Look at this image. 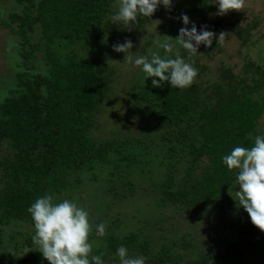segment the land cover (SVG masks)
Returning <instances> with one entry per match:
<instances>
[{
  "label": "trees",
  "instance_id": "16d2710c",
  "mask_svg": "<svg viewBox=\"0 0 264 264\" xmlns=\"http://www.w3.org/2000/svg\"><path fill=\"white\" fill-rule=\"evenodd\" d=\"M14 1L20 12L10 15L5 26L20 40V62L16 66L21 70L15 74L14 87L0 101V146L6 144L11 151L0 158V264H21L16 261L17 255L32 246L35 231L29 227L33 221L27 209L36 198L52 194L57 201L69 194V199L71 191L80 185L79 173L112 166L116 161L120 176L128 177L130 167L143 163L155 148L159 151L153 160L166 167L165 178L157 183L161 204L186 212L212 206L217 213H232L236 202L229 198L228 191L236 178L235 170L229 171L222 157L236 146L250 148L256 135H264V129L258 126L264 117V66L249 58L238 67L222 65L216 69L215 81L209 82L206 77L210 69L202 61L225 51L219 36L228 35L224 33L227 26L236 33L242 48L258 46L259 39L252 41L257 33L253 32L264 21L254 17L240 27L238 18L227 23L213 18L211 3H182L198 31L203 28L214 33L213 44H201L195 55L179 44L178 52L169 54L173 58L175 54L183 56L197 69L191 85L175 88L164 82L154 88L153 78L138 84L135 96L146 108V118L161 131L157 137L147 129L139 131V141L130 139L117 147L115 141L94 136L100 130L97 119L112 91L115 71L91 49L107 37L112 27L109 17L119 0ZM188 2L191 5L187 7ZM159 9L150 18L139 17L133 27L153 22ZM171 14L173 17L174 11ZM175 18L181 16L175 14ZM187 27L191 28L190 23ZM35 28L39 33L36 43L30 39ZM37 52L42 53V64L36 61ZM38 66L40 72L36 73ZM184 158L188 165L176 186L175 173ZM112 169L117 170V166ZM144 173L152 175L154 170ZM135 185H126L129 195ZM241 211L237 222L241 240L222 249L206 246L207 250L198 251L196 260L188 264H256L248 262L245 249L251 248V238L263 232L251 223L243 208ZM102 222L91 223L89 240L98 237L95 229ZM23 226L30 231H23ZM186 236H178L152 256L147 238L133 233L123 238L108 234L103 238L105 246L92 249L90 256H101L105 264H119L116 250L124 245L129 254L137 252L150 264H179L183 253L197 246L194 238L187 240ZM24 258V262L40 264L43 256L31 249Z\"/></svg>",
  "mask_w": 264,
  "mask_h": 264
},
{
  "label": "rangeland",
  "instance_id": "374dc122",
  "mask_svg": "<svg viewBox=\"0 0 264 264\" xmlns=\"http://www.w3.org/2000/svg\"><path fill=\"white\" fill-rule=\"evenodd\" d=\"M185 1L172 0L171 5L168 7L161 5L157 18L138 29H135L132 24L127 28L119 24H112L107 37L102 41L96 42L97 48L91 49L92 53H95V57H104L107 67L115 71L112 91L103 101V110L97 119L100 130H97L94 136L98 137L99 140L108 138L111 141H115L118 147L130 139L139 141V131L147 129L155 134L156 137L160 133L161 127L152 122V119V121H149L146 118V108L142 106L140 100L135 96L138 92V84L145 83L151 77L148 78L145 73L131 63H124L125 54L114 51L113 45L123 43L125 40H131L133 44L131 51L133 53L138 52L150 57L153 52H157L163 58H167L169 54L165 53L159 47V44L168 42L173 45L175 53L178 52V47L180 46L175 38L178 37L180 28L182 26L185 27V25L181 19L177 20L175 18V14L180 18V16L182 17L189 11L188 8L183 9L182 7V3L184 4ZM200 1L211 3L210 5L214 6L211 16L223 19V23L235 21L238 18L239 26L244 27L246 22L252 21L254 17H258L261 22L264 21V0H245V6L241 10L235 11L233 17H228L226 14H218L217 0H212L211 2ZM190 5L188 2L187 7ZM172 11H174L173 17ZM19 12L20 6L14 0H0V101L8 95V90L14 87L15 74L18 70H21L19 66L18 68L16 66L20 62L17 54L20 40L15 35H12L5 26L9 22V16ZM233 13L234 11L228 12V14L232 15ZM192 24L194 22L190 20V25L192 26ZM173 25H175L177 30L174 31ZM255 32H257L256 38H252V41L256 42V39H259L258 46L244 49L240 41L237 40L236 33L233 32L231 26H227L224 33L228 35L219 36V42L224 44L225 51L214 58L202 61L210 69L206 80L209 82L215 81L216 69L219 66L232 67L236 65L238 67L247 58L264 66V39H260V35L264 36V23H261L253 33ZM30 39L34 43L39 41L37 28H35ZM42 58V53L37 52L36 61L39 64H42ZM40 66L35 70L36 73L40 72ZM258 126L260 129H264V117ZM134 146L136 145L132 147ZM158 151L159 149L155 148L150 154H146L143 163L131 166L128 177L123 176V174L120 176L121 170L119 169L120 164L118 161L112 163V166H104L93 172L83 171L79 173L80 185L78 184L76 189L71 191L69 200L76 202L78 206L89 212L90 223L101 219L105 224L104 235H98L96 239L90 240L92 249L105 246L103 242L105 235L114 234L123 238L133 233L139 238L143 237L151 241L149 243V253L155 256L165 246H170L178 236L187 235L185 239L194 238V244L197 245L195 250L189 248L185 251L183 253L184 256L179 261V264H188L196 260L198 251L207 250L206 246L222 249L229 243L239 242L242 232H239L237 222L241 217L242 207H239L238 198L235 196L239 188L236 178L228 191L229 198L234 203L236 202L230 214H225L223 211L217 213L212 206L186 212L171 204H161L163 201L160 200L157 183L165 178L166 167L160 166L157 161L153 160V155L158 153ZM10 152L6 148V144L0 146V158L5 157ZM111 158L113 159L114 156L112 155ZM187 162L188 160L184 158V161L178 165V170L175 173L176 186L179 185L183 177L184 169L188 165ZM116 166L117 170L112 169V167L115 168ZM151 168L154 170L152 175L151 173H144V171H148ZM128 183L137 184L133 187L135 189L130 192V195L126 191ZM67 196H62L57 201L67 199ZM29 227L35 231L34 226L30 225ZM143 227L146 230H142ZM8 230L11 229L8 228ZM22 230L30 231L25 226H23ZM203 244H205V247H203ZM250 246L251 248L245 249V257L249 259L248 262L264 264V232L258 237L251 238ZM31 249L42 256L39 245L33 241L31 247L26 250L23 249L17 255L16 261L21 262V264H36L24 262V257L29 255ZM137 254L136 252L135 255L137 256ZM39 263L49 264L44 258L39 260ZM146 264L150 263L146 262Z\"/></svg>",
  "mask_w": 264,
  "mask_h": 264
},
{
  "label": "clouds",
  "instance_id": "9594fccd",
  "mask_svg": "<svg viewBox=\"0 0 264 264\" xmlns=\"http://www.w3.org/2000/svg\"><path fill=\"white\" fill-rule=\"evenodd\" d=\"M172 0H119L118 7L109 17L112 24L125 28L137 22L141 16L150 18L161 5L168 7ZM218 14L239 11L245 0H217ZM185 27L180 28L176 41L189 54L198 53L201 44L211 47L214 33L206 29L197 30L195 24L187 27L190 20L185 14L181 17ZM155 24V23H153ZM223 36V34H220ZM165 53L172 54L173 45L168 42L159 44ZM131 40L113 45V50L125 54L124 63H131L153 78L152 87H162L168 82L172 87L185 88L192 84L197 69L179 54L174 58H163L153 52L151 56L133 53ZM158 78V79H157ZM222 163L229 171L235 170L239 188L235 193L239 207L250 217L251 223L264 232V135L254 137L253 146H236L222 157ZM35 234L33 241L39 245L40 253L49 264H105L101 256L91 255L92 244L89 240L92 225L89 212L72 200L54 201L52 194H44L35 199L28 207ZM97 235H104L105 224L96 226ZM119 264H146L143 255H131L124 245L116 250Z\"/></svg>",
  "mask_w": 264,
  "mask_h": 264
}]
</instances>
